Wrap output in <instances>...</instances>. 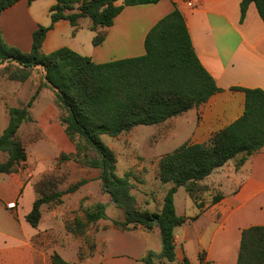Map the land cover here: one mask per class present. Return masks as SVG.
Segmentation results:
<instances>
[{
	"label": "crops",
	"instance_id": "crops-1",
	"mask_svg": "<svg viewBox=\"0 0 264 264\" xmlns=\"http://www.w3.org/2000/svg\"><path fill=\"white\" fill-rule=\"evenodd\" d=\"M56 3L57 0H20L4 10L0 14V27L5 40L10 45L23 47L26 44L31 48L33 33L40 26L51 25L50 9ZM175 7L186 19L201 62L221 88L199 108H194L196 116L185 142H204L243 114L245 91L241 88L264 89V21L254 2L248 5L243 19L241 0H161L125 6L113 25L107 28V36L99 45L93 43L96 31L90 17L81 18L78 25H73L68 19H60L47 30L42 51L50 53L68 46L92 57L97 63L140 56L145 53L147 33ZM45 89L49 91H40L31 107L34 121L23 124L34 123L45 134L44 140L56 149L50 155L43 150H35V167L30 174H0V264H54L52 255L55 252L78 264H145L144 259L150 252H162L161 231L158 227L148 229L143 225L132 230L113 227L110 219L124 221L126 215L103 191L97 168L82 167L75 161L62 162V167H69L70 183L81 178L87 182L75 192L65 193L63 203L52 208L43 205L37 227L27 221L26 215L37 197L35 193L27 200L28 192L34 190L36 178L32 174L38 176L52 170L60 152L71 153L76 149L59 121L53 90L50 87ZM43 96L48 97V104L37 107ZM186 112L169 119L172 126L167 133L181 124ZM5 113L9 120L8 107ZM161 156L155 159L144 157L137 171L143 182H137L135 175L130 178L136 183L132 193L144 208L153 212L161 211L166 192L173 186L157 178ZM30 159L27 151L26 161ZM236 161L237 158L230 159L202 182L208 187L199 200L202 207H198L188 192L186 209L179 213L176 207L179 215L194 218L175 228L174 264H182L185 256L193 264H200L202 251L215 264H237L242 230L264 225V148L248 156L239 168H236ZM151 163H154L152 167ZM118 166L119 156L117 174L123 176L129 170L119 171ZM151 177L155 181H151ZM215 193H222L223 197L212 203ZM97 202L105 204V213L110 219L101 218L87 226L86 232L96 248L80 259L79 253L87 246L86 241L66 232L62 234L71 241L60 240L59 231L67 219L74 218L75 213L83 215L82 206L91 207ZM55 229L58 230L57 239L54 238ZM70 248L78 251L73 260L65 256ZM154 262L165 264L159 258Z\"/></svg>",
	"mask_w": 264,
	"mask_h": 264
},
{
	"label": "trees",
	"instance_id": "trees-1",
	"mask_svg": "<svg viewBox=\"0 0 264 264\" xmlns=\"http://www.w3.org/2000/svg\"><path fill=\"white\" fill-rule=\"evenodd\" d=\"M20 0H0V14ZM118 1H122L118 4ZM161 0H57L51 7L50 26H40L33 33L32 48L24 52L10 45L0 27V60L8 62L0 67V76L24 82L28 80L36 66L43 69L44 80L36 94L27 102L9 106V122L0 134V153L5 159L0 161V174L17 172L27 160V148L19 136L24 122L34 121L31 107L43 87H50L53 102L59 112V121L66 134L75 144L74 152H60L57 161L73 160L87 167L100 170L103 191L110 196L116 206L122 208L124 221L110 219L105 213V204L97 202L91 207H81L83 215L75 213L74 218L64 223L66 230L83 236L89 244L88 254L96 245L86 232L91 222L101 218L110 219L112 226L120 230H132L138 225L148 229L158 227L162 235V252H150L145 264H156L159 258L165 264H174L175 228L189 219L179 215L174 203V195L184 186L198 207L202 192L208 187L202 182L212 172L237 158L239 168L248 156L264 148V89L241 88L245 91L243 114L231 124L200 143L185 142L172 152L161 156L157 178L162 183L172 182L159 212L144 208L132 193L134 185L131 172L123 176L117 174L118 156L107 145L102 135L117 137L130 132L142 124H161L173 117L184 114L192 108H199L209 98L220 91L213 75L201 62L183 13L175 7L162 17L147 33L145 53L136 57L95 62L68 46H62L50 53L42 51L46 32L60 19H68L78 25L83 17H90L96 31L95 45L101 44L107 36V28L125 6L157 3ZM254 2L264 21V0H241V18L248 5ZM0 63V64H1ZM61 178L46 175L34 186L36 199L26 215L27 221L37 227L42 218V206L48 208L63 203V195L75 192L87 182L81 178L60 188ZM223 197L216 194L212 203ZM80 259L86 254L79 253ZM200 264H215L207 259L205 251L199 254ZM54 264H78L65 260L55 252ZM182 264H193L187 256ZM237 264H264V225H253L242 230Z\"/></svg>",
	"mask_w": 264,
	"mask_h": 264
},
{
	"label": "rangeland",
	"instance_id": "rangeland-1",
	"mask_svg": "<svg viewBox=\"0 0 264 264\" xmlns=\"http://www.w3.org/2000/svg\"><path fill=\"white\" fill-rule=\"evenodd\" d=\"M18 48L24 52H29L32 46L31 48H29L28 45L24 44L23 47ZM7 64L8 62L1 63L0 67H4ZM43 73L44 72L42 67L36 66L31 77L24 82L12 80L6 76H0V134L6 128L9 121L8 114L5 113V108H9V106L14 105L17 106L20 103H24L30 100L36 94L40 84L44 80ZM40 91L48 92L49 89H45V87H43ZM48 102V97L43 96L37 107H44L46 104H48ZM34 112L36 113L37 110L35 109ZM195 113L196 112L194 108L188 110L182 122H180L181 124H178V127L171 133H167V131L168 128L172 126V122L171 120H167L161 124L156 125H138L134 127L130 132L124 133L121 138L104 134L102 135V139L107 145L112 147L116 151L117 156H119V171H123L124 168H128L129 170L127 171L131 172V176L135 175V180L137 182H143L142 175L137 174V171L140 170V168L138 167L141 165L144 157L155 159L158 156L172 152L181 144L185 143V137L191 130L194 117L196 116ZM18 133L21 139L24 141L31 159L22 163L19 166L17 172L30 174L35 167V150H43L47 155H50V153L54 152L56 148L52 143L44 140L46 138L45 134L38 127H36L34 123L23 124V126L20 127ZM5 157V154L1 152L0 161L4 160ZM63 162L67 163L68 161ZM61 163H58V161L54 162V165L52 166L53 169L44 173L43 175L35 176L34 174H32L33 177L36 178L34 184L46 175H54L62 179L59 187L66 189L70 183V179H68L70 171L68 166L66 167L65 165V167H62ZM152 164L154 165V163H151V167L153 166ZM81 166L87 167L83 165ZM81 173H84V171L81 170ZM150 180L155 181L154 177H151ZM132 183L134 186H136L135 182ZM168 184L173 183L169 182ZM203 193L204 192H202V194ZM216 194L218 193H215L214 195ZM32 195H35L34 190L28 192L27 200ZM187 197L189 196L187 194L186 188L184 186H180L178 193H175L174 195V203L176 205L175 207H177V211L179 213L183 212L186 209V199H188ZM55 230L56 231L54 232V238L57 239L58 230ZM64 232L70 233L66 230L65 225L62 228L61 232L59 231L60 240H65L67 242L71 241L67 239L68 236H64L62 234ZM74 237H81L87 243V240L83 236L74 235ZM81 251H83L87 255L89 251V244L87 243V246L82 248ZM66 254H68L65 255L66 259L73 260V257H76L78 255V251H74L73 248H70L68 252H66Z\"/></svg>",
	"mask_w": 264,
	"mask_h": 264
}]
</instances>
